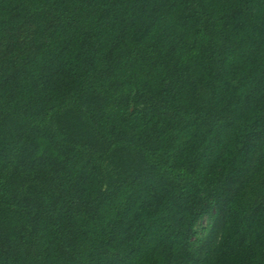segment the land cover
I'll list each match as a JSON object with an SVG mask.
<instances>
[{
	"label": "trees",
	"instance_id": "16d2710c",
	"mask_svg": "<svg viewBox=\"0 0 264 264\" xmlns=\"http://www.w3.org/2000/svg\"><path fill=\"white\" fill-rule=\"evenodd\" d=\"M0 264H264V0H0Z\"/></svg>",
	"mask_w": 264,
	"mask_h": 264
},
{
	"label": "rangeland",
	"instance_id": "374dc122",
	"mask_svg": "<svg viewBox=\"0 0 264 264\" xmlns=\"http://www.w3.org/2000/svg\"><path fill=\"white\" fill-rule=\"evenodd\" d=\"M205 223H206V220H202L201 224L205 225Z\"/></svg>",
	"mask_w": 264,
	"mask_h": 264
}]
</instances>
